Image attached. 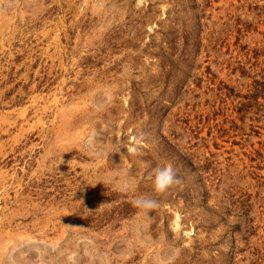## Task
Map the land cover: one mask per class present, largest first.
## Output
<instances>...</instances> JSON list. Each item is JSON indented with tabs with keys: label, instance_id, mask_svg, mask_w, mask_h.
<instances>
[{
	"label": "rangeland",
	"instance_id": "1",
	"mask_svg": "<svg viewBox=\"0 0 264 264\" xmlns=\"http://www.w3.org/2000/svg\"><path fill=\"white\" fill-rule=\"evenodd\" d=\"M0 264H264V0H0Z\"/></svg>",
	"mask_w": 264,
	"mask_h": 264
},
{
	"label": "clouds",
	"instance_id": "2",
	"mask_svg": "<svg viewBox=\"0 0 264 264\" xmlns=\"http://www.w3.org/2000/svg\"><path fill=\"white\" fill-rule=\"evenodd\" d=\"M83 147H85L91 154H98L96 149L93 148L88 141L83 142ZM101 152L103 149L100 150ZM136 148L134 146L129 148V152L133 155L136 153ZM151 180L152 187L155 193H163L169 189L174 184H178L179 180L175 174L171 163H165L163 166H158L152 170L149 175ZM136 181L133 179L130 173H125L122 176V179L117 183L116 190L120 192H133L135 191ZM131 204L134 208L139 211V216L143 218L145 222L150 220L149 211L156 208L158 202L150 195L139 194L132 199ZM178 255V252H175L170 255L169 259H174Z\"/></svg>",
	"mask_w": 264,
	"mask_h": 264
}]
</instances>
